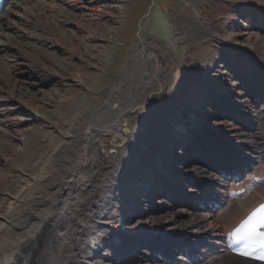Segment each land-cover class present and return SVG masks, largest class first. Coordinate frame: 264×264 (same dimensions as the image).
Instances as JSON below:
<instances>
[{
  "label": "bare ground",
  "instance_id": "6f19581e",
  "mask_svg": "<svg viewBox=\"0 0 264 264\" xmlns=\"http://www.w3.org/2000/svg\"><path fill=\"white\" fill-rule=\"evenodd\" d=\"M135 1L7 0L0 12V183L14 173L0 187V264H176L150 246L158 237L187 250L181 264H236L226 236L264 200L251 181L264 173V127L208 108L224 93L231 109L256 111L230 68L264 80V0H233L242 17L213 34L177 16L232 57L224 65L214 52L196 74L169 69V52L139 32L127 39ZM206 135L259 162L243 171L242 194L230 198L226 179L194 158ZM168 182L176 194L153 191ZM201 190L220 204L187 203ZM124 247L147 257L122 261Z\"/></svg>",
  "mask_w": 264,
  "mask_h": 264
},
{
  "label": "rangeland",
  "instance_id": "374dc122",
  "mask_svg": "<svg viewBox=\"0 0 264 264\" xmlns=\"http://www.w3.org/2000/svg\"><path fill=\"white\" fill-rule=\"evenodd\" d=\"M109 13L116 14V9L104 3ZM237 7L231 0H136L131 3L128 10L129 31L127 39H136L139 32L147 43L157 45L164 52H169L173 64L168 68H177L184 73L196 74L201 69L204 57L214 54V32H221L223 24L231 17H236ZM197 23L206 29L209 34L193 30V26L186 22L176 20L179 16ZM112 23L108 16L99 20L100 28ZM139 29V30H138ZM116 65L123 59L125 49L118 52ZM109 72H115L112 66ZM189 83L188 81H186ZM174 88L175 85H172ZM73 92L78 89L73 87ZM174 102V101H173ZM259 126L264 127V105L259 109ZM259 142L263 135L259 132ZM14 173L0 183L3 187L12 180ZM257 190H261L257 188ZM235 257V258H234ZM231 261L236 264H256L252 261L241 259L234 255Z\"/></svg>",
  "mask_w": 264,
  "mask_h": 264
},
{
  "label": "snow or ice",
  "instance_id": "6c2138e0",
  "mask_svg": "<svg viewBox=\"0 0 264 264\" xmlns=\"http://www.w3.org/2000/svg\"><path fill=\"white\" fill-rule=\"evenodd\" d=\"M241 255L264 260V204L254 208L229 234Z\"/></svg>",
  "mask_w": 264,
  "mask_h": 264
}]
</instances>
